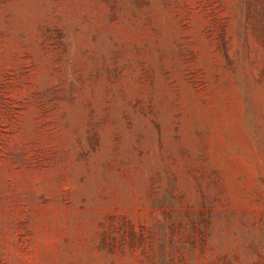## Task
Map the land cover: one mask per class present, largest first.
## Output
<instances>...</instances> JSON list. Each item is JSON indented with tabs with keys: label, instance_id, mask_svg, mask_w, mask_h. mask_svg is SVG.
Masks as SVG:
<instances>
[{
	"label": "rangeland",
	"instance_id": "374dc122",
	"mask_svg": "<svg viewBox=\"0 0 264 264\" xmlns=\"http://www.w3.org/2000/svg\"><path fill=\"white\" fill-rule=\"evenodd\" d=\"M0 264H264V0H0Z\"/></svg>",
	"mask_w": 264,
	"mask_h": 264
}]
</instances>
